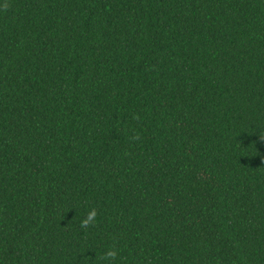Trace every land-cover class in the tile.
I'll list each match as a JSON object with an SVG mask.
<instances>
[{"label":"trees","instance_id":"16d2710c","mask_svg":"<svg viewBox=\"0 0 264 264\" xmlns=\"http://www.w3.org/2000/svg\"><path fill=\"white\" fill-rule=\"evenodd\" d=\"M0 264H264V0H0Z\"/></svg>","mask_w":264,"mask_h":264},{"label":"clouds","instance_id":"9594fccd","mask_svg":"<svg viewBox=\"0 0 264 264\" xmlns=\"http://www.w3.org/2000/svg\"><path fill=\"white\" fill-rule=\"evenodd\" d=\"M134 119L139 120V116H135ZM140 135L136 134L132 137L133 140H140ZM98 215V212L95 208L91 209L87 214L86 218L81 221L80 227L82 229H88L90 227L96 226V217ZM118 256V250L115 247L110 248L106 253H104L100 259L101 260H107V261H115V259Z\"/></svg>","mask_w":264,"mask_h":264}]
</instances>
